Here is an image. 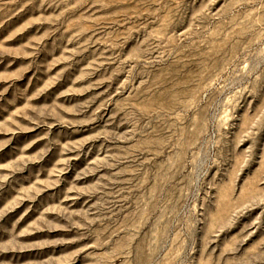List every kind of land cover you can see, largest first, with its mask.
<instances>
[{
    "label": "rangeland",
    "instance_id": "rangeland-1",
    "mask_svg": "<svg viewBox=\"0 0 264 264\" xmlns=\"http://www.w3.org/2000/svg\"><path fill=\"white\" fill-rule=\"evenodd\" d=\"M0 264H264V0H0Z\"/></svg>",
    "mask_w": 264,
    "mask_h": 264
}]
</instances>
